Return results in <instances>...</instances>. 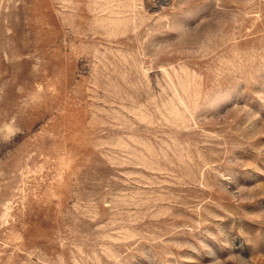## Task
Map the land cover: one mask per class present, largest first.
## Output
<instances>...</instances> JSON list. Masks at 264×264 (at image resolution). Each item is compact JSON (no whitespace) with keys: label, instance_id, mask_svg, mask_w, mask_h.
Instances as JSON below:
<instances>
[{"label":"rangeland","instance_id":"374dc122","mask_svg":"<svg viewBox=\"0 0 264 264\" xmlns=\"http://www.w3.org/2000/svg\"><path fill=\"white\" fill-rule=\"evenodd\" d=\"M0 264H264V0H0Z\"/></svg>","mask_w":264,"mask_h":264}]
</instances>
